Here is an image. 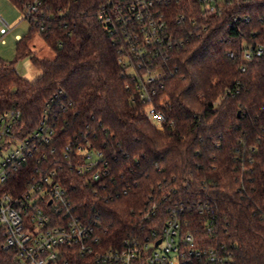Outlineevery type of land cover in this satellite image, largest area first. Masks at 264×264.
I'll return each instance as SVG.
<instances>
[{
    "label": "trees",
    "instance_id": "obj_1",
    "mask_svg": "<svg viewBox=\"0 0 264 264\" xmlns=\"http://www.w3.org/2000/svg\"><path fill=\"white\" fill-rule=\"evenodd\" d=\"M12 1L25 13L35 0ZM40 1L39 12L26 16L31 28L18 40L17 54L30 55L42 74L29 80L15 62L0 60V113L19 107L22 127L34 129L54 99L55 143L86 136L106 151L114 179L97 194L82 183L77 190L79 200L95 205L105 241L150 232L153 221L145 215L155 202L164 213L181 203L200 238L203 220L219 216V233L233 252L229 264H264L258 211L264 213V55L242 71L238 53L243 42H264V0H234L212 18L209 31L173 51L171 64L179 69L166 79L171 107L163 130L127 87L119 48L99 17L110 0ZM185 1L171 2L175 13L185 11ZM35 34L53 57L35 52ZM199 202L213 204L209 213L200 214ZM0 264H13L1 233Z\"/></svg>",
    "mask_w": 264,
    "mask_h": 264
},
{
    "label": "built area",
    "instance_id": "obj_2",
    "mask_svg": "<svg viewBox=\"0 0 264 264\" xmlns=\"http://www.w3.org/2000/svg\"><path fill=\"white\" fill-rule=\"evenodd\" d=\"M172 1L110 0L99 10L119 48L132 99L161 130L171 107L166 79L179 69L171 64L173 51L209 31L212 18L223 16L234 2L186 0L185 11L175 13ZM40 5V0L29 4L25 15L38 13ZM238 53L246 71L248 63L264 55V42H243ZM236 54L230 52L231 57ZM228 92L234 95L239 89ZM54 101L34 129L22 127L19 107L0 113V233L13 264H229L233 252L219 233V216L212 213L203 220L206 236L200 238L190 230L181 203L164 213L163 205L155 202L145 215L153 221L150 232L107 243L95 205L79 200L77 190L79 183L96 194L105 188L114 179L111 160L86 136L55 143ZM203 203L195 204L197 210L209 213L213 204ZM258 211L264 216L261 207Z\"/></svg>",
    "mask_w": 264,
    "mask_h": 264
},
{
    "label": "rangeland",
    "instance_id": "obj_3",
    "mask_svg": "<svg viewBox=\"0 0 264 264\" xmlns=\"http://www.w3.org/2000/svg\"><path fill=\"white\" fill-rule=\"evenodd\" d=\"M30 28L31 24L19 6L12 0H0V37L4 36L5 39V42H0V60L15 62L19 75L35 80L42 71L33 64L30 55L19 57L17 54L18 40L27 35ZM31 44L38 55L54 56L53 50L40 34H35Z\"/></svg>",
    "mask_w": 264,
    "mask_h": 264
},
{
    "label": "crops",
    "instance_id": "obj_4",
    "mask_svg": "<svg viewBox=\"0 0 264 264\" xmlns=\"http://www.w3.org/2000/svg\"><path fill=\"white\" fill-rule=\"evenodd\" d=\"M19 37H20V35H19Z\"/></svg>",
    "mask_w": 264,
    "mask_h": 264
}]
</instances>
